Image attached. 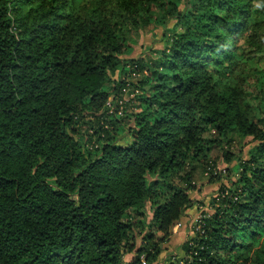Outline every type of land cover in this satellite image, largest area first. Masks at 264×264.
<instances>
[{
	"label": "trees",
	"instance_id": "trees-1",
	"mask_svg": "<svg viewBox=\"0 0 264 264\" xmlns=\"http://www.w3.org/2000/svg\"><path fill=\"white\" fill-rule=\"evenodd\" d=\"M169 20L138 112L109 113L144 73L128 35ZM261 59L264 0H0V264H155L233 135L257 144L168 264H264V119L232 79Z\"/></svg>",
	"mask_w": 264,
	"mask_h": 264
},
{
	"label": "rangeland",
	"instance_id": "rangeland-1",
	"mask_svg": "<svg viewBox=\"0 0 264 264\" xmlns=\"http://www.w3.org/2000/svg\"><path fill=\"white\" fill-rule=\"evenodd\" d=\"M182 29V25L175 20H169L161 27L149 25L137 32L131 31L128 35L126 52L121 57L127 60L125 62L130 60L140 62V70L144 72V75L138 72L136 73L139 74L138 76H134L133 73L124 75L123 78L126 79L128 85L117 98L116 103L113 102L112 97L107 99L106 105L109 113L120 116L119 113H123V111H126V113L138 112V98L143 93L140 88L136 89V86L144 82V76L153 69L154 62L161 56L160 52L169 45L174 34ZM243 45L241 40L239 46L233 45L228 49L233 54H238ZM118 75V72H115L114 78H117ZM232 79L244 89L253 108L255 118L264 119V59L249 62V67L243 68V71H237ZM255 123H257V120H255ZM232 138L229 145L223 144V146L210 151L209 164L213 166L218 174L209 172L208 169L204 171L203 166L197 168L193 176L194 189L189 192L191 206L185 211L181 220L172 226V233L168 240L163 243V250L155 264H168L183 257L182 244L193 236L195 229L200 228L198 224L201 213L211 212L210 201L219 187L227 185L228 182L235 181L238 178L237 166L239 162L248 159L249 150L257 142L251 136L242 138L233 135ZM227 158L229 159L227 160ZM150 216L151 214L148 212L146 222H149ZM155 236L159 237L160 234L155 233ZM135 239L137 246H139L141 236L136 235ZM132 258L133 254H126L123 257L124 262H129Z\"/></svg>",
	"mask_w": 264,
	"mask_h": 264
},
{
	"label": "built area",
	"instance_id": "built-area-1",
	"mask_svg": "<svg viewBox=\"0 0 264 264\" xmlns=\"http://www.w3.org/2000/svg\"><path fill=\"white\" fill-rule=\"evenodd\" d=\"M133 75H134V76H136V75L138 76V74H136V73H134ZM119 114H121V113H119Z\"/></svg>",
	"mask_w": 264,
	"mask_h": 264
}]
</instances>
